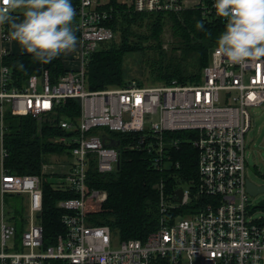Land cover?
I'll use <instances>...</instances> for the list:
<instances>
[{"label":"built area","instance_id":"obj_1","mask_svg":"<svg viewBox=\"0 0 264 264\" xmlns=\"http://www.w3.org/2000/svg\"><path fill=\"white\" fill-rule=\"evenodd\" d=\"M131 3L139 13L179 14L198 9L205 19L218 18L212 0ZM98 5L95 0H78L74 8L79 34L76 66L63 62L65 73L54 83L44 70L29 76L22 89L10 87V70L1 63L9 53L5 45L10 39L0 25V264H264V217L252 218L256 207L250 199L254 196L246 192V138L250 109L264 108V58L236 64L216 55L215 46L194 82L146 85L128 80L120 87L90 91L87 58L99 44L115 39L104 25L110 14ZM67 100L78 102V115L72 119L57 112ZM7 113L29 115L39 129L48 124L64 132L49 139L64 146L63 153L49 155L56 156V161L46 156L41 170L52 175L55 188H68L76 197L57 202L64 211V232L48 246L43 244L39 220L41 177L9 174L2 168ZM183 131L190 133L184 142L196 151L197 179L176 189L170 199H164L163 184H157L160 216L155 231L143 241H120L108 226L87 220V201L103 203L107 197L105 191L88 189L89 171L107 174L119 167L123 147L114 133L131 138L125 149L153 152V164L160 170L169 161L166 144L173 149L180 144L174 138L166 142L165 134ZM113 141L117 146L109 145ZM69 157L73 161L64 162ZM55 166L62 169L55 170ZM191 188H195L193 195ZM7 195L22 198L19 236L16 219L4 202ZM191 200L196 201L194 208L175 212Z\"/></svg>","mask_w":264,"mask_h":264},{"label":"trees","instance_id":"obj_2","mask_svg":"<svg viewBox=\"0 0 264 264\" xmlns=\"http://www.w3.org/2000/svg\"><path fill=\"white\" fill-rule=\"evenodd\" d=\"M78 0H72L75 8ZM99 9L110 14L104 23L117 35L118 41L101 43L92 52L85 65L87 88L90 91L103 90L109 87H120L128 81L124 78V60L135 53H142L143 43L154 41L157 51L160 50V36L165 27L171 32L175 42L172 43V54L164 60L165 53L158 52V59L152 62L157 65L156 80L159 83H168L171 80L179 82H194L205 66L208 65L211 50L216 46V38L223 30L224 21L211 17L205 19L198 9L185 10L179 14L172 13H139L133 4L108 0L98 5ZM12 15H21L13 12ZM202 20L204 27L197 29L196 22ZM133 27L144 28V32H136ZM73 28L78 38L77 18L74 17ZM134 30V31H133ZM174 45V46H173ZM154 48V46H153ZM144 54V53H143ZM189 59L190 70L185 62ZM1 63L10 70V87L22 89L25 81L31 75H40L48 71L50 81L54 83L58 77L65 73L63 60L58 56L48 63L36 61L32 54L23 52L19 54L8 53ZM23 65L21 68L20 65ZM139 84L140 81L136 80ZM78 102L67 100L57 108L59 116L74 118L78 115ZM5 132L3 135V148L6 157L2 168L9 174L38 175L41 177L42 211L39 215L43 229V244H52L55 238L64 232L61 215L64 213L56 206L61 200L76 197L68 188L58 189L53 186L52 175L42 173L41 165L45 157L52 154H61L64 146L52 143L49 139L64 135L60 129L43 124L40 129L37 121L31 116H5ZM132 135V134H131ZM130 135V136H131ZM136 137V134H134ZM121 144L119 167L115 172L100 174L95 170L88 173V189L102 190L107 193L103 203L87 201L86 218L96 226H108L112 235L120 241L138 239L145 240L155 231L160 216L159 193L157 184H163L164 199H170L175 190L182 187L187 181L197 179L195 149L190 143L184 142L190 136L188 132H175L165 134V141L174 138L179 141L177 149L169 148V161L162 169L155 168L153 164L154 153L145 150L125 149L131 138L126 134H116ZM164 160V159H163ZM195 188H191L192 195ZM8 213L16 219L17 236L23 230L22 218L24 207L22 198L17 195L4 197ZM195 200L177 212H188L194 208ZM264 211V202L256 207ZM264 223V221H263ZM50 264H60L52 262Z\"/></svg>","mask_w":264,"mask_h":264},{"label":"clouds","instance_id":"obj_3","mask_svg":"<svg viewBox=\"0 0 264 264\" xmlns=\"http://www.w3.org/2000/svg\"><path fill=\"white\" fill-rule=\"evenodd\" d=\"M211 7L224 21L216 38V55L236 64L264 58V0H212ZM16 11L21 15L13 19L12 13ZM75 14L72 0L0 3V25L9 26V39L42 63L75 47ZM195 27L202 29L204 22L198 20Z\"/></svg>","mask_w":264,"mask_h":264},{"label":"rangeland","instance_id":"obj_4","mask_svg":"<svg viewBox=\"0 0 264 264\" xmlns=\"http://www.w3.org/2000/svg\"><path fill=\"white\" fill-rule=\"evenodd\" d=\"M108 0H99L100 3H106ZM118 2L130 3L129 0H115ZM133 29L138 33L144 32V28L140 27L137 29L133 27ZM133 30V31H134ZM115 43L118 41L117 35H115L114 39ZM113 41V42H114ZM175 42L173 39L170 30L168 27L163 29V32L160 36L159 48L162 52L165 53L164 60H167V57H171V55H177L178 52L172 54V43ZM151 46V49L145 48V51L142 53H135L128 56L123 63L124 70V78L127 80H138L142 84L146 85H154L157 84L156 80V69L157 65L154 66L153 60L158 59V49L156 48L157 44L154 41H149L148 43H143V47ZM154 46V48H153ZM174 46V45H173ZM76 47V44H75ZM74 47V48H75ZM71 49L66 51V54H71L74 59L77 58V50ZM144 53V54H143ZM187 69L190 70L191 63L189 59L185 62ZM75 66V64H73ZM251 115V127L249 132L247 133V144H246V161H247V170L246 175L248 180L256 186H264V108H253L250 109ZM50 161H56V156H48ZM67 159V158H66ZM73 161V158H68L66 163H70ZM59 168L55 166V170ZM251 205L253 207H257L262 202H264V192L257 194L256 196L250 199ZM264 217V211L259 209H255L252 214L253 219Z\"/></svg>","mask_w":264,"mask_h":264},{"label":"crops","instance_id":"obj_5","mask_svg":"<svg viewBox=\"0 0 264 264\" xmlns=\"http://www.w3.org/2000/svg\"><path fill=\"white\" fill-rule=\"evenodd\" d=\"M129 1H131V0H129ZM95 2H97L98 4H103V3H100L99 0H95ZM19 16L20 15H12V18L15 19V18H17ZM3 26L9 32V26L7 24H5ZM77 39H76V47L74 48V50H77ZM5 47L7 48V50L10 53H13V54H19V53L25 52V51H23L21 49V47L17 43H15L14 41H11V40L8 43H6ZM58 57L60 59H62L63 62L67 61L68 62L67 65L68 66L74 67L73 64H75V66H76V62H75V59H74V54L72 56L70 53L69 54H66V52H64L61 55H58ZM58 168H59V171L62 169L60 166ZM5 210H6V208H5Z\"/></svg>","mask_w":264,"mask_h":264},{"label":"water","instance_id":"obj_6","mask_svg":"<svg viewBox=\"0 0 264 264\" xmlns=\"http://www.w3.org/2000/svg\"><path fill=\"white\" fill-rule=\"evenodd\" d=\"M110 146H117V142L113 141L109 144ZM246 192L250 196H255L257 194L263 193L264 192V186H256L253 183H251L249 180L246 182ZM176 194L178 198L180 199L181 197V190H177Z\"/></svg>","mask_w":264,"mask_h":264}]
</instances>
